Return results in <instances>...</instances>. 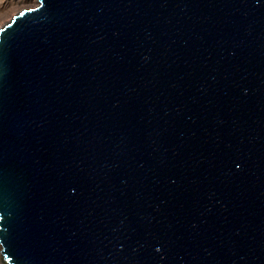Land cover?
<instances>
[{"label":"water","instance_id":"water-1","mask_svg":"<svg viewBox=\"0 0 264 264\" xmlns=\"http://www.w3.org/2000/svg\"><path fill=\"white\" fill-rule=\"evenodd\" d=\"M3 264H264V0H38L0 28Z\"/></svg>","mask_w":264,"mask_h":264},{"label":"rangeland","instance_id":"rangeland-1","mask_svg":"<svg viewBox=\"0 0 264 264\" xmlns=\"http://www.w3.org/2000/svg\"><path fill=\"white\" fill-rule=\"evenodd\" d=\"M38 0H23L14 2L0 10V28L4 27L11 19L24 9L35 7ZM1 249V245H0ZM0 264H3L0 253Z\"/></svg>","mask_w":264,"mask_h":264},{"label":"bare ground","instance_id":"bare-ground-1","mask_svg":"<svg viewBox=\"0 0 264 264\" xmlns=\"http://www.w3.org/2000/svg\"><path fill=\"white\" fill-rule=\"evenodd\" d=\"M19 1H23V0H0V10L14 2H19Z\"/></svg>","mask_w":264,"mask_h":264}]
</instances>
